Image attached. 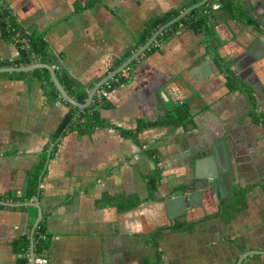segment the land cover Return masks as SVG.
Here are the masks:
<instances>
[{
    "label": "crops",
    "instance_id": "obj_1",
    "mask_svg": "<svg viewBox=\"0 0 264 264\" xmlns=\"http://www.w3.org/2000/svg\"><path fill=\"white\" fill-rule=\"evenodd\" d=\"M4 1L25 31L44 34L48 42L47 63L31 64L51 65L85 86L141 47L148 20L197 3ZM207 15L203 31L181 25L143 52L126 83L110 91V107L101 109L105 123L89 132L59 135L70 106L47 94L46 75L39 71L45 67L0 72V264L22 258L32 264L40 209L51 240L42 255L48 264L156 263L155 232L176 224L184 227L157 238L161 264H237L243 256L242 264H264V0H224ZM20 59L17 42L0 28V61ZM163 98L174 102L166 115L159 109ZM182 105L189 118L176 122ZM143 122L151 125L135 137L123 134ZM222 135L230 136L233 192L223 183L218 193H206L202 205L170 219L178 207L166 205L167 199L189 191L196 171L217 173L208 147ZM37 170L39 197L17 201ZM157 170L161 179L151 196L148 181ZM245 189L247 209L227 221L230 213L220 200L231 201ZM20 203L40 209L14 205Z\"/></svg>",
    "mask_w": 264,
    "mask_h": 264
},
{
    "label": "trees",
    "instance_id": "obj_2",
    "mask_svg": "<svg viewBox=\"0 0 264 264\" xmlns=\"http://www.w3.org/2000/svg\"><path fill=\"white\" fill-rule=\"evenodd\" d=\"M196 2H199L200 0H195ZM211 0H209L210 2ZM226 1V0H225ZM206 7V4L198 9H194L191 11L187 16L183 17L178 22L171 25L168 29L164 30L162 33H160L155 40L154 43L150 45V47L145 51V53H149L155 49V45L157 42H159L163 37L168 36V34L178 28L179 26H184L186 28H192L198 31H203L207 28L208 25V15L203 12V9ZM181 13V9H172L160 16L154 17L150 20H148L145 23L144 30L142 32V35L140 39L137 42L138 47L145 44L148 39L153 35V33L162 25L167 23L168 21L172 20L176 16H178ZM0 28L2 30V35L8 39H13L17 42V45L20 49L21 53V59L20 60H5L0 61V67L5 66H13V65H28L35 61H41L43 63H47L49 60L51 53L49 51L48 42L45 39L44 34H35V33H29L25 31L20 23L15 19L10 9L6 6L4 0H0ZM131 52H127L124 54L121 58L117 59L114 64V69L119 67L125 60H127L131 56ZM137 60L131 62L129 67L131 68ZM39 71L44 72L46 75L47 80V86L46 91L49 96H61L59 90L55 86L54 82L51 80L50 72L47 68L40 69ZM223 71L229 75L231 79L234 78V74L231 73L229 68H223ZM57 77L63 87L66 89L68 94L73 97L75 100H77L79 103H85L90 90L94 86V84H91L90 86H85L77 79L71 78L66 72H57ZM128 79L123 78L121 76V73L116 74L113 78H111L108 81V84L111 86L110 91H112L115 87L118 85L126 83ZM108 84H104L100 89H105L108 87ZM62 97V96H61ZM62 99L70 106V111L66 115L63 123L61 124V127L59 129V135H64L68 131L72 129L79 130L81 132H89L92 131L96 126H102L105 122L103 118L101 117V109L110 107V103L108 102L107 97H102L99 92L96 93L94 96V99L92 103L84 108L80 109L76 106H73L69 102H67L63 97ZM99 107V108H98ZM178 109L180 110L181 114H183V118L180 120H177L176 122H184L189 118V111L188 108L185 105L179 106ZM151 125V123H140L138 125L137 131H129L124 130L123 134L125 136H131L135 137L136 133L143 129L144 127H147ZM161 179V172L160 170H157L154 174H152L149 177L148 185L151 196L155 194V192L158 189V184ZM40 178H39V171H35L31 174L28 185L22 195L17 197V201L20 202H26L31 201L34 197H39L40 195ZM246 189L240 191V196L238 198H235L233 202H226L225 200H222L224 207H222V211L229 212L230 215L227 216V221L232 220L234 217L245 211L248 207L247 198H246ZM133 205V204H132ZM132 205H126V208L133 207ZM220 213L214 215L217 216ZM46 217L43 218V220L39 223V226L35 233V239H34V250L36 256L44 255L43 253L46 252V250L50 246V237L47 234L46 231V225H45ZM177 226V227H176ZM176 226L172 225L168 229H176V228H182L183 225ZM165 228H162L155 232L156 238L152 241L155 248H157V251H159V259L156 263H150L148 260H144L143 264H161V255L159 248V243L157 238L160 236V234L168 230ZM43 235L46 237L44 238ZM19 264H29V261L25 258H22L19 260Z\"/></svg>",
    "mask_w": 264,
    "mask_h": 264
},
{
    "label": "water",
    "instance_id": "obj_3",
    "mask_svg": "<svg viewBox=\"0 0 264 264\" xmlns=\"http://www.w3.org/2000/svg\"><path fill=\"white\" fill-rule=\"evenodd\" d=\"M207 2H208V0H201V1H199L193 5L189 6L188 8L183 10L178 16H176L172 20L168 21L167 23H165L164 25L159 27L153 33V35L148 39V41L145 44H143L137 51H135L119 67H117L116 69L111 71L109 74H107L105 77H103L101 80H99L92 87L85 103H79L77 100H75L73 97H71L68 94V92L65 90V88L60 83L55 69L51 65L43 64V63H35V64H30L27 66H20V67L7 66V67H1L0 72L30 71V70H33V69L38 68V67H45L50 71L51 76H52V80L55 83L56 87L58 88L59 92L61 93V96L67 102L72 104L73 106H76L80 109H84L92 103L94 96L96 95L98 90L108 80H110L116 74L120 73L123 69L128 67L132 61L137 59L143 52H145L150 47V45L155 42V40L157 39L158 35L161 32H163L168 27H170L174 23L181 20L183 17L187 16L194 9H198V8L202 7ZM182 80H183V82H182L183 84L186 83L188 85V83L185 82L184 79H182ZM164 89L166 91L167 88H164ZM175 90H176V87L171 91L174 92ZM169 94H170V92H167L168 97H169ZM173 104H174L173 101H171L169 103L165 100V98H163L162 104L159 107V109L160 108L163 109L165 111V115H166L169 112V110L173 109V107H172ZM159 115H160V112H159ZM160 116H162V115H160ZM229 139H230V136L222 135L216 140V142L212 146L208 147L209 151L212 152V154L214 155V157L217 161V167H218L217 173H212L209 176H203V175H200L196 171L192 181L189 184H187V186L190 188L189 191L184 192V191L180 190V191H178L179 196L174 195L173 197L171 196L169 199L166 200V203H165L166 205L170 206L171 204H177V207H178L177 214H174L172 216L170 214V219H173L177 216L186 214L188 210H190L191 208H194L196 205H202V202H203L202 199L206 195V193H208V192L209 193L211 192L212 194L218 193V191H220L223 183L226 184V182H228L229 187L231 188V190L233 192V190H234V183H233V179H232V177H233V166L231 163V151H230V148L228 145ZM210 152H208V150H204V154H208ZM0 204H4V202L0 201ZM14 205H32V206H37L40 209V206L36 203H20V204H14ZM42 218H43V216H42V212L40 209L39 218H38V220H37V222H36V224L32 230V237H31V243H32L31 261H32V264H35V257H36L35 250H34V235H35L36 228H37L39 222L42 220ZM254 253H256V252H253L252 254H254ZM243 258H244V256L238 260L237 264H242Z\"/></svg>",
    "mask_w": 264,
    "mask_h": 264
},
{
    "label": "built area",
    "instance_id": "obj_4",
    "mask_svg": "<svg viewBox=\"0 0 264 264\" xmlns=\"http://www.w3.org/2000/svg\"><path fill=\"white\" fill-rule=\"evenodd\" d=\"M223 2L224 0H211L208 6L206 7V9L204 10V13L208 14L219 10L223 6ZM55 68L58 69L59 66H56ZM120 73L123 78L129 79L131 77V68L128 66L125 69H123ZM108 81L105 84H108ZM110 89L111 86L108 84L107 88L99 89L98 92L102 97H108L110 93ZM43 237L45 238L46 236L43 235ZM48 262H49V258L46 256L39 255L35 257V264H48Z\"/></svg>",
    "mask_w": 264,
    "mask_h": 264
},
{
    "label": "flooded vegetation",
    "instance_id": "obj_5",
    "mask_svg": "<svg viewBox=\"0 0 264 264\" xmlns=\"http://www.w3.org/2000/svg\"><path fill=\"white\" fill-rule=\"evenodd\" d=\"M246 195H247V192H246ZM240 195L239 194H235V196L233 197V199L230 201H228V200H225L226 202H233V200H235V198H238ZM220 203H221V205H222V207H224V204H223V202L220 200Z\"/></svg>",
    "mask_w": 264,
    "mask_h": 264
}]
</instances>
